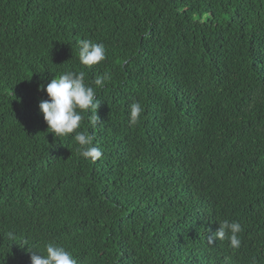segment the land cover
I'll use <instances>...</instances> for the list:
<instances>
[{
	"label": "trees",
	"instance_id": "1",
	"mask_svg": "<svg viewBox=\"0 0 264 264\" xmlns=\"http://www.w3.org/2000/svg\"><path fill=\"white\" fill-rule=\"evenodd\" d=\"M82 39L105 61L81 65ZM67 71L100 102L78 129L95 162L39 109ZM225 219L238 249L208 242ZM49 242L76 264H264V0H0V264Z\"/></svg>",
	"mask_w": 264,
	"mask_h": 264
},
{
	"label": "clouds",
	"instance_id": "2",
	"mask_svg": "<svg viewBox=\"0 0 264 264\" xmlns=\"http://www.w3.org/2000/svg\"><path fill=\"white\" fill-rule=\"evenodd\" d=\"M79 62L81 65L91 68L99 65L106 59V50L102 43H96L88 39L78 41ZM110 79V74L105 72L97 76L92 82L96 88H103L105 82ZM40 91H46L48 99L39 103L40 112L48 126V132L54 137L64 138L75 133L72 139L79 145L77 149L84 159L95 162L102 157L101 150L93 146V138L81 128L84 113H91L90 123L95 127L100 122L97 111L100 107L99 99L96 96L95 88L85 83L83 71H67L59 77H55L50 83L40 85ZM143 108L140 103H133L129 112L130 125H136L141 118ZM242 226L239 222H230L225 219L219 223V228L214 233L210 231L209 244L216 241H223L226 238L230 241V247L238 249L241 245L239 233ZM12 237V234H8ZM27 242H25L26 244ZM46 254L30 256L31 264H76L73 255L64 247L49 242L45 246ZM31 253L32 251L29 250Z\"/></svg>",
	"mask_w": 264,
	"mask_h": 264
}]
</instances>
